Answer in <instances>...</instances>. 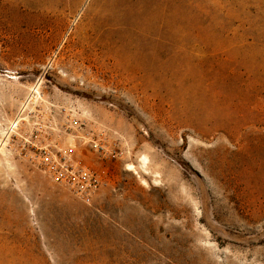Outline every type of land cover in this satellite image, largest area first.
<instances>
[{"label": "rangeland", "instance_id": "obj_1", "mask_svg": "<svg viewBox=\"0 0 264 264\" xmlns=\"http://www.w3.org/2000/svg\"><path fill=\"white\" fill-rule=\"evenodd\" d=\"M34 87L121 156L85 205L0 136V264H264V0H0L4 129Z\"/></svg>", "mask_w": 264, "mask_h": 264}, {"label": "built area", "instance_id": "obj_2", "mask_svg": "<svg viewBox=\"0 0 264 264\" xmlns=\"http://www.w3.org/2000/svg\"><path fill=\"white\" fill-rule=\"evenodd\" d=\"M33 94L31 89L6 126L5 140L14 142V153L30 168L77 201L90 205L108 184L110 168L121 156L119 138L106 129L87 125L73 108L38 106Z\"/></svg>", "mask_w": 264, "mask_h": 264}, {"label": "bare ground", "instance_id": "obj_3", "mask_svg": "<svg viewBox=\"0 0 264 264\" xmlns=\"http://www.w3.org/2000/svg\"><path fill=\"white\" fill-rule=\"evenodd\" d=\"M37 89L33 88L32 91H35V93L37 94V97H38V92L36 91ZM77 108H80L79 104L76 105L74 104V107H73V110L75 111L76 113V109ZM84 109V107H83ZM83 115L85 114V116L88 114L86 112H83L82 113ZM6 129H4L3 125L0 123V136L4 138V140L6 139ZM3 140V141H4ZM5 142H7V140H5ZM3 144V143H2ZM5 144V143H4ZM0 152H2V149L0 150ZM126 171H133V173H136V174H141L143 176H149L151 178H153V181L155 183H159L160 181H158V177H160L158 175L157 172H152L150 169H149V160L147 158V156L145 155H142L140 156L138 159H137V166H134V165H127L126 166ZM138 170V171H137ZM135 174V175H136Z\"/></svg>", "mask_w": 264, "mask_h": 264}]
</instances>
